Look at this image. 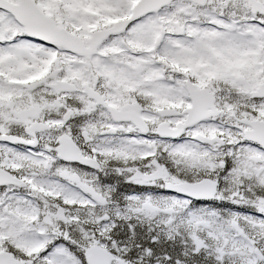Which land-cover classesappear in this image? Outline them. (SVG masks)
Listing matches in <instances>:
<instances>
[{
    "label": "snow or ice",
    "instance_id": "snow-or-ice-1",
    "mask_svg": "<svg viewBox=\"0 0 264 264\" xmlns=\"http://www.w3.org/2000/svg\"><path fill=\"white\" fill-rule=\"evenodd\" d=\"M0 264H264V0H0Z\"/></svg>",
    "mask_w": 264,
    "mask_h": 264
}]
</instances>
